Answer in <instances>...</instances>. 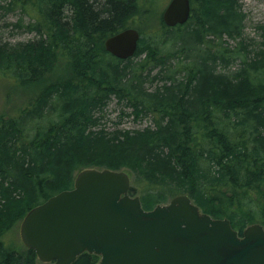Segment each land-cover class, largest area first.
I'll list each match as a JSON object with an SVG mask.
<instances>
[{
  "label": "trees",
  "instance_id": "1",
  "mask_svg": "<svg viewBox=\"0 0 264 264\" xmlns=\"http://www.w3.org/2000/svg\"><path fill=\"white\" fill-rule=\"evenodd\" d=\"M5 2L0 20L20 17L3 25L34 38L0 35V73L33 92L0 116V264H38L33 250L4 237L84 169L125 170L145 210L187 195L239 234L253 223L264 228V25L259 41L246 39L241 0H190L193 25L141 36L125 60L103 43L152 13L145 0ZM156 43L173 55L144 74L143 60L131 59L155 60ZM112 103L122 107L115 119ZM121 114L151 122L121 127ZM98 260L84 253L73 264Z\"/></svg>",
  "mask_w": 264,
  "mask_h": 264
},
{
  "label": "water",
  "instance_id": "2",
  "mask_svg": "<svg viewBox=\"0 0 264 264\" xmlns=\"http://www.w3.org/2000/svg\"><path fill=\"white\" fill-rule=\"evenodd\" d=\"M190 0H170L162 14L168 28L190 18ZM139 32L126 28L105 39L104 50L118 60L137 50ZM124 171L84 169L71 189L32 208L21 220L19 238L38 261L73 264L84 254L96 264H264V228L241 234L227 218L202 212L187 195L151 210L130 196Z\"/></svg>",
  "mask_w": 264,
  "mask_h": 264
},
{
  "label": "rangeland",
  "instance_id": "3",
  "mask_svg": "<svg viewBox=\"0 0 264 264\" xmlns=\"http://www.w3.org/2000/svg\"><path fill=\"white\" fill-rule=\"evenodd\" d=\"M150 1L152 2L149 3ZM169 2L170 0H145V2L143 3L142 0V3L146 8L148 7L152 8V13L150 14L149 12L144 11L148 13V15L145 14L143 15L144 17L142 18L137 17L132 22L133 23L132 28L138 30L141 36L144 37V39L146 40H149L150 36L153 35L152 33L153 30L154 31L159 30V33H161L163 29L167 28L162 21V14ZM5 3H6L5 0H0V5H5ZM241 5H242V12L246 16L244 22L245 37L247 40L253 38L259 41V30L257 29V27L264 25V0H241ZM193 6L196 7V3ZM19 17L20 15L18 13H15V14L7 15L5 17L6 21L4 20V18L0 20V35L2 39L8 40L10 42H15V41H26L34 38L33 34H29L25 32H16L12 30L10 26L5 27L3 25L4 22L14 23ZM25 21H28V19L25 18ZM187 24H191V25L194 24L193 15H191V18L189 19ZM160 25H162V27ZM161 43L163 42L161 41ZM229 45L233 46V43L229 42ZM156 48H157L156 52H160V54L156 53L157 55L155 56V60L153 61L151 59L148 60V58L147 61H145L144 59L145 55L142 56L143 55L142 53L139 54L140 56L138 55L137 57L131 59L132 61H134V63L137 62L139 63L141 60H143L141 64L146 65L143 68L144 74L149 72L147 69L149 68L151 69V66L155 63V61L157 63L161 58L163 57L171 58V55H173V50L171 49L170 45H167L164 48L163 46L161 47V44L159 45L157 44ZM176 64H177V60H175L174 62L175 69L177 67ZM138 67L139 66H135L136 69H138ZM158 69L159 68H157L156 70H152L150 75L153 76V74L157 73ZM157 83L159 82L156 81L153 87H155ZM32 92H33L32 87H27L24 89L16 88V86L14 85V83H12L9 76L0 73V116L13 114L15 110L19 109L25 104V102L31 96ZM114 103H112L109 110L110 117L112 119H115L119 110L122 109V107H117L116 105H114ZM121 116L122 118L121 119L117 118V121L120 120L122 122L120 126L125 128H143L149 125L151 122V120L148 119L134 120L133 117L132 118L130 117V119H128L124 114H121ZM19 225L20 223H18L14 228H12L5 235L4 239L8 246L15 247L18 249H23L24 246L19 238ZM38 264H53V263L52 262L42 263L38 261Z\"/></svg>",
  "mask_w": 264,
  "mask_h": 264
},
{
  "label": "bare ground",
  "instance_id": "4",
  "mask_svg": "<svg viewBox=\"0 0 264 264\" xmlns=\"http://www.w3.org/2000/svg\"><path fill=\"white\" fill-rule=\"evenodd\" d=\"M135 54V53H134Z\"/></svg>",
  "mask_w": 264,
  "mask_h": 264
}]
</instances>
